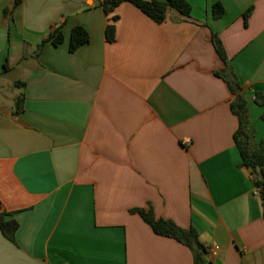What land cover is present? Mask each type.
Segmentation results:
<instances>
[{
    "label": "crops",
    "instance_id": "crops-1",
    "mask_svg": "<svg viewBox=\"0 0 264 264\" xmlns=\"http://www.w3.org/2000/svg\"><path fill=\"white\" fill-rule=\"evenodd\" d=\"M100 1L0 0V96L16 89L0 103V211L18 224L13 242L0 231V264H193L130 212L149 207L218 247L205 264H264L261 201L212 44L262 113L264 0H187L189 17L171 9L161 23L128 2L107 15ZM75 25L89 38L70 51Z\"/></svg>",
    "mask_w": 264,
    "mask_h": 264
},
{
    "label": "trees",
    "instance_id": "trees-1",
    "mask_svg": "<svg viewBox=\"0 0 264 264\" xmlns=\"http://www.w3.org/2000/svg\"><path fill=\"white\" fill-rule=\"evenodd\" d=\"M123 2H128L135 7L139 8L141 12L147 15L155 22H163L166 19L167 12L169 10H175L179 15L183 17H189L191 14V5L187 0H101L100 5L103 11L108 15L113 12L114 8ZM212 13L215 18L221 17L223 14V7L219 2H215L212 5ZM250 9L244 13V17H248ZM117 18V15H113L110 18V22L106 25L105 35L106 41L111 42L115 39V30L113 21ZM63 34L60 28H54L48 37V40L53 45H58L63 40ZM89 34L81 26L75 25L71 29L68 47L70 51H74L82 44L88 42ZM219 38L212 34V44L215 48L221 62L224 67L214 73L225 80L230 92L234 94V98L229 103L232 113L237 116L238 125L234 132V141L236 148L239 152L241 163L240 165L249 169L253 185L258 191V196L261 201L262 216L264 219V140L257 141L255 129L250 124L249 112L247 108V101L239 95L237 89H239V79L237 75L232 71V68L227 64L228 59L224 53L223 47L219 42ZM23 93L14 99L15 115H18L22 111ZM254 101L258 105H263L264 100L258 94L255 93ZM264 120V112L261 116ZM130 212L138 214L144 222L151 228L154 234L158 236L170 237L180 244L188 247L191 250L193 256V264H205L207 263L206 254L207 247L202 244L199 239L197 231L193 226L188 228H181L177 226L173 220L165 218H156L154 213L149 207L143 208H131ZM9 213L0 211V231L11 242H13L14 234L17 229V222L12 217H7Z\"/></svg>",
    "mask_w": 264,
    "mask_h": 264
},
{
    "label": "rangeland",
    "instance_id": "rangeland-1",
    "mask_svg": "<svg viewBox=\"0 0 264 264\" xmlns=\"http://www.w3.org/2000/svg\"><path fill=\"white\" fill-rule=\"evenodd\" d=\"M16 94V89L14 87H9L8 89H5L3 92V95L0 96V103L4 105H10L12 104V100ZM258 109L255 107V105L250 104L249 106V119L250 124L253 126V124L256 126L257 133H264V120L261 117L262 112L260 111V114H258Z\"/></svg>",
    "mask_w": 264,
    "mask_h": 264
},
{
    "label": "built area",
    "instance_id": "built-area-1",
    "mask_svg": "<svg viewBox=\"0 0 264 264\" xmlns=\"http://www.w3.org/2000/svg\"><path fill=\"white\" fill-rule=\"evenodd\" d=\"M217 249H218V247L216 245L215 246L211 245L210 247L207 248V251H208V253H211L214 255L215 252L217 251Z\"/></svg>",
    "mask_w": 264,
    "mask_h": 264
}]
</instances>
